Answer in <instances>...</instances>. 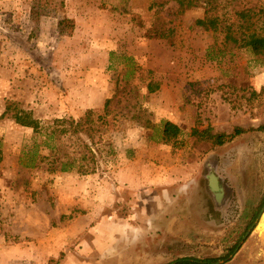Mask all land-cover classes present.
<instances>
[{
  "label": "rangeland",
  "instance_id": "1",
  "mask_svg": "<svg viewBox=\"0 0 264 264\" xmlns=\"http://www.w3.org/2000/svg\"><path fill=\"white\" fill-rule=\"evenodd\" d=\"M35 1L0 0V264H264V55L240 37L264 36V0H219L255 23L232 33L173 0ZM89 114L96 131L44 143L54 119ZM236 127L223 145L195 134ZM95 150L93 172L52 169Z\"/></svg>",
  "mask_w": 264,
  "mask_h": 264
},
{
  "label": "trees",
  "instance_id": "2",
  "mask_svg": "<svg viewBox=\"0 0 264 264\" xmlns=\"http://www.w3.org/2000/svg\"><path fill=\"white\" fill-rule=\"evenodd\" d=\"M177 3V10L176 13L178 15H183L188 9H192L194 7H202L204 9V16L203 18L196 19L195 23L206 29L212 30H225L227 29L230 33H232V29L234 26H238L239 29L245 28L246 30L251 29L255 26V23L250 22L249 18L251 15L247 12L246 9H239L233 10L230 18L226 17L228 12L222 13V16L219 14L223 8H226V5H223L219 0H173ZM38 0L35 1V4H38ZM40 5V3H39ZM64 5V0H62L61 7ZM220 15V16H219ZM225 20H231V24L227 25ZM76 28V22L73 18L70 17H62L58 19V31L61 35L71 36ZM162 32V29H161ZM241 39L244 41L246 40L245 44L248 46L255 55H264V36L259 34L256 31H252L247 35L244 33L240 34ZM159 37H165L163 33L159 35ZM229 38L235 39L236 36L228 34ZM237 40V39H235ZM93 114L81 116L78 118L71 117V118H57L52 121L53 126L51 130L46 133L45 136V144H47L48 148L50 149H60V144L54 143V145H48V141L54 140L58 138L59 134L66 132L65 126H68L71 130V133H76L80 130H86L88 132L96 131L98 127L97 119L94 118ZM103 116H98V120L102 119ZM15 120L17 123L32 127L35 131L38 129V123L35 120H29L28 115H25L23 112L16 113ZM253 130V128H251ZM250 129H244L241 127H236L232 133H212L211 128H207L203 131H195V134L202 138L210 139L214 142L215 145H223L228 141L233 140L236 136L248 131ZM258 130L264 131V125H261ZM180 133V128L178 125L172 122H166L164 126V138L165 140H169L171 137H175ZM95 142V139L92 141ZM87 146V145H86ZM90 149V148H89ZM57 150V152H60ZM90 151V150H89ZM31 152L29 162L24 163L22 161V157H20L21 163L25 167L34 168L36 166V161H34L35 156L37 154L36 146L29 150ZM62 152V151H61ZM58 154V153H57ZM95 152L91 155L92 160H94V165L90 167H85L86 165L77 163L76 159L70 154H66L63 157H57L52 163L54 166L52 169L59 170L61 172H69L74 169H81L83 173H90L95 170ZM61 160V161H60ZM56 166V167H55ZM259 214L258 208L254 211L253 217H256ZM174 264H214L215 258L209 257L205 259H198V258H181L177 259L176 261L172 262ZM169 263V264H172ZM49 264H52L50 262Z\"/></svg>",
  "mask_w": 264,
  "mask_h": 264
},
{
  "label": "water",
  "instance_id": "3",
  "mask_svg": "<svg viewBox=\"0 0 264 264\" xmlns=\"http://www.w3.org/2000/svg\"><path fill=\"white\" fill-rule=\"evenodd\" d=\"M213 178H214V177H213ZM263 212H264V209L262 210V213H263ZM262 213H261V215H262ZM261 215H260V217H261ZM251 228L253 229L254 226H252ZM250 233H251V231H248V232L246 233V235L243 237V240L246 239L247 236H248ZM240 245H241V244H240ZM240 245H239V246H240ZM237 249H239V248H237ZM235 253H236V252H235ZM234 255H235V254H233V256H234ZM233 256H231L230 258H228L227 261H229ZM172 264H174V263H172ZM216 264H220V262H217Z\"/></svg>",
  "mask_w": 264,
  "mask_h": 264
},
{
  "label": "flooded vegetation",
  "instance_id": "4",
  "mask_svg": "<svg viewBox=\"0 0 264 264\" xmlns=\"http://www.w3.org/2000/svg\"><path fill=\"white\" fill-rule=\"evenodd\" d=\"M213 180H215V181H214L215 183H213ZM212 183H213V186H217V184H216V179H215V178H212ZM263 209H264V208H261V210H260L261 213H262V210H263ZM258 215H259V214H258ZM260 215H261V214H260ZM260 215H259V216H260Z\"/></svg>",
  "mask_w": 264,
  "mask_h": 264
},
{
  "label": "bare ground",
  "instance_id": "5",
  "mask_svg": "<svg viewBox=\"0 0 264 264\" xmlns=\"http://www.w3.org/2000/svg\"><path fill=\"white\" fill-rule=\"evenodd\" d=\"M215 183V182H214Z\"/></svg>",
  "mask_w": 264,
  "mask_h": 264
},
{
  "label": "crops",
  "instance_id": "6",
  "mask_svg": "<svg viewBox=\"0 0 264 264\" xmlns=\"http://www.w3.org/2000/svg\"><path fill=\"white\" fill-rule=\"evenodd\" d=\"M262 216V215H261Z\"/></svg>",
  "mask_w": 264,
  "mask_h": 264
}]
</instances>
